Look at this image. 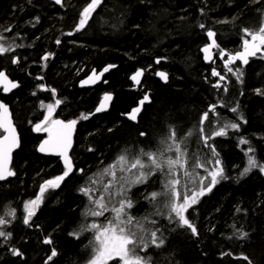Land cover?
<instances>
[{"label":"trees","instance_id":"1","mask_svg":"<svg viewBox=\"0 0 264 264\" xmlns=\"http://www.w3.org/2000/svg\"><path fill=\"white\" fill-rule=\"evenodd\" d=\"M90 2L64 0L57 7L48 0H0V32L9 31L13 46L19 48L14 55L17 65L10 70L20 88L10 109L21 137L14 154V177L0 183V218L6 221L0 231L11 233L0 237V264H81L86 250L76 235L77 226L80 216L85 213L86 219L89 212L82 206V197L89 198L80 191L84 176L104 166L121 148L150 149L170 131L176 137L198 136L201 115L213 105L206 122H217L218 129L229 122L240 126L207 140L215 154L210 147L202 148L210 155L202 172L215 164L213 169H222L224 178H218L186 213L197 234L157 209L146 212L157 202L145 198L152 192L150 186V190L137 188L129 194L135 204L128 213L138 220L150 216L147 228H159L165 241L138 254L150 257L151 264H264V172L254 167L242 175L249 157L264 165V60L250 61L246 67L229 60L249 37L242 29L257 30L261 25L264 0H102L84 31L68 38V33L77 32L79 15ZM209 29L215 32L217 46L213 63L206 67L198 50ZM47 54L52 59H46L41 73L40 60ZM106 67L111 68L106 85L92 91L76 88L82 75ZM221 68L234 71L236 77L224 75L221 87L213 88L220 81L209 72ZM137 69L143 71L141 88L129 92L127 77ZM154 71L167 74L166 85L153 77ZM36 76L62 99L63 117L91 113L102 91L112 92L114 98L106 114L77 129L72 154L82 170L59 189L41 193L25 224V202L35 200L40 184L61 171L54 160L35 154V137L24 126L35 117L36 100L47 96L34 91ZM145 92L150 103L133 125L123 115ZM241 232L247 236L240 238ZM45 239L57 252L51 260Z\"/></svg>","mask_w":264,"mask_h":264},{"label":"snow or ice","instance_id":"2","mask_svg":"<svg viewBox=\"0 0 264 264\" xmlns=\"http://www.w3.org/2000/svg\"><path fill=\"white\" fill-rule=\"evenodd\" d=\"M57 4L61 3V0H55ZM102 0H91L90 3L87 4L86 7L80 13L81 19L77 25V30L83 28L84 25L88 22V18L91 16L92 12L95 10L96 6H98ZM201 27H204L201 25ZM245 35H250L251 40L244 39L243 40V52H237L235 56H230L229 60H242L244 63H247V57L253 56L257 52L261 51V46L264 45V17H262L261 25L257 30H252L248 28L242 29ZM71 35V33H68ZM209 38L214 37L215 33L209 30L207 32ZM60 41L57 40V43ZM215 40L212 41V44L206 45L202 51L205 53L209 52L211 47H214ZM8 48H5L3 45H0V54L8 51ZM221 55H223V51L221 50ZM208 58L207 56L205 57ZM46 59V57H45ZM13 63H17L16 59H13ZM156 63H160V59L156 60ZM111 67V66H110ZM104 71H108V68H105ZM239 71V70H237ZM141 75V70H137V72L131 77L132 80L136 81L137 78ZM157 76L166 79V74L164 72H157ZM213 75H217L215 70H213ZM223 79V77H221ZM8 78L5 72L0 71V83L7 81ZM94 82L92 77H89L88 80L82 81V84H86L89 82ZM11 87H16L14 83H11ZM42 87V86H41ZM5 91H8L9 88L5 86ZM35 94V93H34ZM105 99H110V96L106 95ZM145 102H150V97L145 95L143 99L140 101V104L143 105ZM57 104L60 103L59 100L56 101ZM214 105L209 107V110L204 112L200 118V124L203 125L205 120L208 119L210 113L214 109ZM49 111L52 110V105H48ZM103 106L98 107L96 109L97 112L102 111ZM142 111V107L133 108L132 111L128 114V118L130 120L135 121L137 119V114ZM231 111L236 112L237 109L233 107ZM82 118H87L82 114ZM47 119V117H45ZM242 119V117L240 118ZM43 123V122H41ZM76 121H68L65 123L61 120L53 121L55 125V129H45L49 132V139L43 141L41 144V151L45 150V145L49 147V150L53 151L55 154L61 156L65 160V171L62 175L55 177L54 180L45 181L44 184L40 186V191L43 193L45 191V186H49L51 188H56L59 186V183L65 179V177L69 176L71 171V161L67 157V149L70 147V134L71 129L75 125ZM239 123L229 122L218 130H214L208 136H201V139L205 141V146L210 147L213 154H215V148L207 143V140L211 139L213 136H223L226 135L227 129L238 130ZM40 128V124L35 125L34 130H38ZM0 129H3L7 135L0 136V181L5 180L7 176H12L14 173L8 168V161L10 159L11 151L14 147L17 146L18 141L16 137L15 128L12 127L11 121L8 118V109L7 106L0 103ZM200 131L203 133L205 130L201 128ZM145 133H141V136H144ZM178 140L174 131H170L167 136L161 139L160 147L156 151H144L141 150L139 154L134 157L129 158L128 156L122 154L119 156L118 160L120 163L125 165H130V169H136L137 173L133 176V178L128 181L129 186L131 185H143L146 182H150V179L156 175L157 173H164L165 181H164V192H156L153 191L151 193H147L146 199L150 201L157 200L162 195H167L169 197V202L166 207L169 209L170 213H174L176 217L179 219V223L181 226H187V228L191 229L193 235L197 234V229L190 223L189 219L186 218L185 212L192 206L197 203V199L199 196H203L205 192H210L212 187L218 183V178H224L222 173V169H213L209 171L208 175L211 177L210 183L204 185V187L200 188L198 192H192L190 195H185L182 197L183 203L177 204L176 197L178 193L176 191V185L179 184V181L169 177L174 176V169L176 168H184V152L180 147L179 143H169L172 140ZM241 143H247L245 140H241ZM249 151H253L249 148ZM168 152H174L175 155L173 157H169L166 155ZM217 165L220 164V161L217 159L215 161ZM249 167L244 169V173L246 174L250 168L259 167L261 172H264V165H258L253 157H249ZM196 167H200V164H196ZM201 184H204V181H200ZM122 192L120 193L121 198L117 201L118 207H113L111 211L114 213L113 217L108 221L107 224H96L92 223L90 225H84L83 230H94L95 232V241L96 245L94 247V255L90 261V264H109V261H113L118 258L120 264H151V258L147 256H140L138 252L146 251L150 246H155L157 248L164 245L165 241L162 235H158L160 232L159 228L149 229L145 226V224L132 215H130L127 209H131L134 206V202L128 198L127 189L121 185ZM85 195H89V190L86 188H82L80 190ZM41 199L38 195L35 200L25 202V208L29 209V205H36L37 202ZM109 202H111L109 200ZM99 210H92L90 214L93 217L103 216L106 211H108V205L104 203V198L98 199L94 202ZM34 215L32 210H28V215L24 218V223H29V218ZM155 223V221H152ZM6 224L5 219L0 218V225ZM146 234V235H145ZM11 235V233H6L4 231H0V237L7 238ZM72 235V233H70ZM79 235V233H76ZM247 236V233L241 232L240 238ZM45 244L52 243L51 240L45 239ZM14 255H20V253L16 249H12ZM57 255L55 249L52 250L51 255L48 257L51 260L53 257ZM243 259L248 260V257H243Z\"/></svg>","mask_w":264,"mask_h":264},{"label":"rangeland","instance_id":"3","mask_svg":"<svg viewBox=\"0 0 264 264\" xmlns=\"http://www.w3.org/2000/svg\"><path fill=\"white\" fill-rule=\"evenodd\" d=\"M81 19V16H79V20ZM78 20V21H79ZM79 23V22H78ZM84 30L83 28H81ZM80 30V29H79ZM78 30V31H79ZM80 30V31H82ZM85 118H83L84 120ZM217 122H206L203 125L200 124V121L196 127L197 133H198V142L199 144L202 145L204 144V140L201 139V136H208L213 132V129L217 126ZM201 128H204V132L202 133L200 131ZM164 138V137H163ZM178 140L174 139L172 141H169V143H179L180 147L184 148H194L195 151L187 152V155L184 156V163L185 167L184 168H176L174 169V176L169 177V179H176L179 181V184L176 185V191L178 193V196L176 197V203L180 204L183 203L182 197L185 195H190L192 192H198L200 188L204 187V185L210 183L211 177L208 175L209 171L213 170V167L215 164H212L211 167L209 168L210 170L207 171L206 174L202 172V164L200 162V156H196L200 153L201 148L197 149L196 144L194 142L189 141V136L187 135L180 137L178 136ZM160 140V139H159ZM160 141L157 143V145H153L150 149H141L144 151H156L160 147ZM202 147V146H201ZM136 149V148H135ZM141 150H133L131 148H121L119 150H116L110 158H108L107 163L104 168L99 172L97 171L100 168H96L91 173L87 176H84L82 180V185L83 186H89L86 189L90 190L89 191V198H86L85 196L82 197V201L85 202V205L82 206L84 207V211H88V215L85 218V213H83L80 216V221H79V226H77V232L79 233L78 238L82 240V247L85 248L86 254H85V260L81 264H90V261L94 255V247L96 245V241L94 239L95 237V232L94 230L88 229V230H81L84 225H90L92 223H96L98 225L100 224H107L108 221L113 217L114 213L111 211L113 207H118L117 201L121 198L120 193L122 192L121 185L124 186V188L127 189V196L128 198H131L129 194L132 193V190L135 189H142L145 186L147 187L150 186L152 192H164V181H165V175L164 173H157L154 175L151 179L150 182H146L143 185H131L129 186L128 181H130L133 176L137 173L136 169H130V165H125L119 162L118 158L120 155L124 154L128 156L129 158L136 156L137 154L140 153ZM206 156H210L209 153L204 152ZM167 156L173 157L175 155L174 152H168L166 153ZM196 156V157H194ZM104 163V162H103ZM104 163V164H105ZM200 164V167H196V164ZM103 165V164H102ZM217 169V168H216ZM91 177V178H90ZM203 177V179H201ZM198 179V181H195V179ZM96 179V180H95ZM104 180V181H102ZM203 180L204 184H201L200 181ZM156 182L154 185V189L151 186L153 182ZM99 183L98 188H93L96 187ZM92 184V186H91ZM189 187V188H188ZM149 188V190H150ZM46 192V189L43 193ZM144 192V191H143ZM142 192V193H143ZM141 193V194H142ZM207 192H205L206 194ZM204 194V195H205ZM142 196V195H141ZM101 197L104 198V203L108 205V211L104 213L103 216L100 217H93L90 212L92 210H99L94 203L96 200L101 199ZM202 196H199L197 201L201 198ZM41 200V199H40ZM109 200L111 202H109ZM132 200V199H131ZM157 203L151 206L149 204L147 207L148 208H154L157 209L160 213H162V216L168 217L173 220L174 222H177L179 226V219L178 217L175 216L174 213H170L169 209L166 207V205L169 202V197L167 195H162L160 196L157 200H155ZM82 202V203H83ZM134 202V200H133ZM40 203V202H39ZM135 204V202H134ZM193 206V205H192ZM191 206V207H192ZM190 207V208H191ZM150 208V209H151ZM189 208V209H190ZM34 205H29V209H25V211L28 212V210H33ZM150 209H145V211H150ZM188 209V210H189ZM187 210V211H188ZM185 212V216L186 213ZM150 220V216L147 217V219H141V221L146 225V222ZM109 264H120V261L118 258L114 259L113 261H109Z\"/></svg>","mask_w":264,"mask_h":264},{"label":"flooded vegetation","instance_id":"4","mask_svg":"<svg viewBox=\"0 0 264 264\" xmlns=\"http://www.w3.org/2000/svg\"><path fill=\"white\" fill-rule=\"evenodd\" d=\"M92 15H93V12L91 14V17H92ZM88 22H89V18H88ZM88 22H87V24H88ZM83 29H85V27H83ZM80 30H82V29L80 28ZM80 30L79 31L76 30L77 32L76 33H73L71 35L68 34L67 37L68 38H72L73 35L78 34V33H82L84 31V30H82V31H80ZM13 40L14 39L12 38V35L9 33V31L0 32V45H3L5 48H8L9 49L5 53L0 54V61H1V59L3 60V64L0 66V71L5 72V74H6L7 78H8V83L11 82V83H16L18 85V88L16 90H13L11 92H8L7 94H4L3 93L4 88L1 87L0 88V103H2V104H4V105L7 106L8 111H9L10 116H11V119H12V122H13V124L15 125V127H16V129L18 131V128L16 126V121H15V119L13 117V113H12V111L10 109V106H11V104L14 101V98L13 97H14L15 93L20 88V83L11 76V70H10V68H15V66L17 65V63H13L12 61H13V59H16V57L14 55L16 54V50L19 49V48H15L13 46V42H14ZM261 47H262V49H264V45H262ZM45 57L48 60H51L52 59L51 56L48 55V54ZM45 57H42L41 60H40L39 67L41 69V71H40L41 73L45 70L46 64H47ZM260 59H263L264 60V57L262 56V58H260ZM104 69H102V70L92 69L91 71H89L86 74L82 75L79 79H77L76 88L79 89V82L82 79H84L90 72H93V71L96 72V73L102 72L104 74L103 79H102V82L100 84H98L97 86H100V85L101 86H104V85H106V83H107L106 74L108 73L109 70H111V68H108V71H104ZM155 72L156 71H154V73ZM154 73H153V75H154ZM41 80L42 79H41L40 76H36L35 77V80L34 81L36 82V85H34V91H36L37 93H40V94H46L47 96H46V98L36 100V103H35V111H36L35 117L31 121H27L25 123V125H24L25 128L27 129V131L29 132V134H31L32 136L35 137V142L33 144V146H34V152H35V154L37 156H39L41 158H49V159L54 160V165L57 164L58 167H59V171L61 170L59 176L62 175L63 172L65 171V168L62 166L61 161H60V158H57L55 156H52L51 154H49V155H40L37 152V148H38V146L43 141H46L47 139H49V132L46 131L45 129H49V128L53 129V126H54L53 121H55V120H61V121H64V122L67 123L68 121L75 120L76 123L73 126L74 127L73 148L70 151V153L68 154V159L71 161V171H72V174L75 173V172L76 173H79L82 169L79 168V165H76L75 164L76 161H75V158H74V154H72L73 153V150H74V145H75L76 137H77V129H78V127L80 125H82L83 123L87 122L89 119H91L92 117H94L93 111L95 110V107L97 106L98 102L100 101V99L102 98V96L104 94H111L113 98H114V95L110 91H102V92L98 93V95L96 96V99H95L96 101L93 104V108H92L91 113L85 114L83 112H77L74 116H71V117H63L62 116V113L65 110V108L62 109L63 108L62 99L58 97V95L56 93V90H54V89L52 90V88H49V87L44 86L45 84ZM127 81H128V77H127ZM97 86H95L93 88H90V89H85V90L92 91ZM7 87L8 88H11V84L9 83V85H7ZM129 87H131V86H129ZM128 91L129 92H136L137 89H135V88L130 89L129 88ZM31 96H32V94H31ZM139 99H140V97L137 100H139ZM57 100L60 101L59 104L56 103ZM137 100H136V102H137ZM48 105H52V110L51 111H49ZM106 113L107 112L100 113L98 115H102V114H106ZM82 114H84V116H86L87 118H85L83 120ZM45 117H47V119H45ZM41 122H43V123H41ZM37 124H40V128L38 130H34L35 129V125H37ZM18 134H19V131H18ZM0 136H2V133L1 132H0ZM19 141H20V145H21V137H20V134H19ZM19 148H20V146H19ZM14 154H13V157H12V163H11V167H10V169L13 170V171H14V168H13ZM52 166L53 165H51L50 167H52ZM88 166H90V165H85L83 167L85 169H87ZM90 167H93V165L90 166ZM98 168H100V169H98L97 171L100 172L102 170V168L101 167H98ZM94 169H96V167H94L92 169V171ZM81 186L83 188H87L90 185L89 186H86V185L83 186L81 184ZM59 188H57V189H59ZM53 191H55V190H53ZM46 192H47V190H46ZM27 215H28V213L26 214V216ZM43 245H47L50 248V245L49 244L43 243Z\"/></svg>","mask_w":264,"mask_h":264},{"label":"water","instance_id":"5","mask_svg":"<svg viewBox=\"0 0 264 264\" xmlns=\"http://www.w3.org/2000/svg\"><path fill=\"white\" fill-rule=\"evenodd\" d=\"M49 1H50L52 4L57 5V6L61 5L62 2H63V0H61V3H60V4H57V3L55 2V0H49ZM207 32H208V31H207ZM207 32L205 33L206 44H205V45H202V46L200 47V49H199V53H200V55H201V60H202L203 64L206 65V66L212 64V63H213V60H214V57H215V46H214V47H211V48L209 49V52H208V53H205V52L202 51V49H203L206 45H210V44H212V41L215 40V35H214V37L209 38L208 35H207ZM212 32H213V31H212ZM215 45H216V41H215ZM243 50H244V48L241 49V50H239V51H236L235 53H233V56H235V54H236L237 52H243ZM263 55H264V51L262 50V47H261V51L257 52V53H256L255 55H253V56H248V57H247V63H244L242 60H239V59H236V60H234V61H235L237 64H239L240 66L245 67V66H247V65L249 64L250 60H253V59H255L256 57H262ZM206 56L208 57L207 59L205 58ZM136 72H137V71H136ZM136 72H134L133 74H131V75L129 76V82L133 85V87H138V86H140V84H141V80H142V74H143L142 71H141V75L137 78L136 81H134V80L131 79V77H132ZM157 72H163V71H156V72L154 73V78H155L156 80H159L160 83H161L162 85H166L167 82H168L167 74L164 72V73L166 74V79H164V78H161V77L157 76V75H156ZM102 76H103V73H101V72H99V73H97V74H96V73H90V74H89L86 78H84L82 81L88 80L89 77H92V79H93L94 82H91V81H90L89 83L82 84V83H81L82 81H80V82H79V88H82V89H90V88H93V87L97 86L98 84L101 83ZM14 84L16 85V87H11V88H9L8 91H5V90H4L3 93H4V94H7L8 92H11V91H13V90H16V89L18 88V85H17L16 83H14ZM7 85H9L8 80L5 81V82H3V83H0V88L3 87V88L5 89V86H7ZM106 95L110 96V99H105V96H106ZM144 96H145V95H144ZM144 96H143V97H144ZM143 97H142V99H143ZM142 99H140V100L137 102V105H136L135 107H133V108H136V107H142V110H143V107L146 106V105H148V104L150 103V102H145L143 105H141V104H140V101H141ZM111 100H112V95H110V94H105V95H103V97H102V99L100 100L99 104L97 105L96 109H97L98 107L103 106V109H102V111H100V112H104V111H106V110L109 108V105H110V103H111ZM133 108H132V109H133ZM7 109H8V108H7ZM132 109L129 111V113L132 111ZM100 112H97V111L95 110V111H94V114H98V113H100ZM141 112H142V111H141ZM141 112L137 114V118L139 117V115L141 114ZM129 113H128V114H129ZM128 114L125 115V119H126L127 121H129V122L135 124L136 121H137V119H136L135 121L130 120V119L128 118ZM8 118H9L10 121H11L12 127H14V125H13V123H12V120H11V117H10V113H9V111H8ZM14 128H15V127H14ZM53 129H55V125L53 126ZM0 131L3 133L2 136L7 135V133H5L3 129H0ZM15 132H16V129H15ZM73 136H74V130H73V127H72V129H71V134H70V147L67 149V157H68V154H69V152H70V150H71V148H72V143H73L72 139H73ZM16 137H17L18 144H17V146L14 147V148L12 149V151H11L10 159H9V161H8V165H7L8 168H9V170H10V167H11L13 154H14V153L18 150V148H19V138H18L17 132H16ZM47 140H48V139H47ZM41 144H42V143H41ZM41 144H40V145L38 146V148H37V152H38V154H40V155H49V154H51L52 156H55V157L60 158L61 164H62V166L65 168V160H64V158L61 157V156H59V155H57V154H55L53 151L49 150V147H48L47 145H45V150H44V151H41V150H40V149H41ZM11 171H12V170H11ZM12 172H13V171H12ZM71 173H72V171H70L69 176L71 175ZM69 176L65 177V179L59 183V186H61V184H62L67 178H69ZM13 177H14V175H12V176H7L6 179L0 181V183H4V182H6L7 180L13 179ZM44 183H45V182H44ZM44 183H43V184H44ZM59 186H58V187H59ZM46 187H49V186L46 185ZM56 188H57V187H56Z\"/></svg>","mask_w":264,"mask_h":264},{"label":"bare ground","instance_id":"6","mask_svg":"<svg viewBox=\"0 0 264 264\" xmlns=\"http://www.w3.org/2000/svg\"><path fill=\"white\" fill-rule=\"evenodd\" d=\"M49 1V0H48ZM64 1V0H63ZM50 2V1H49ZM51 3V2H50ZM62 4H63V2H62ZM61 4V5H62ZM54 5V4H53ZM61 5H59V6H57V5H55V6H57V7H61ZM98 6H96V8H97ZM95 8V9H96ZM83 10V9H82ZM94 12V11H93ZM80 16V15H79ZM91 17V16H90ZM90 17H89V21H90ZM86 25H87V23L85 24V26L84 27H86ZM209 30H211V29H209ZM209 30H206L205 32H204V37H205V33L207 32V31H209ZM211 31H213V30H211ZM214 32V31H213ZM215 33V32H214ZM248 40H251V36L249 35V37H248ZM215 41H216V38H215ZM241 42H242V40L241 41H239V44L240 45H242L241 44ZM206 44V37H205V43L203 44V45H205ZM216 46H217V42H216ZM216 46H215V51H216ZM244 47H243V45H242V48L241 49H243ZM200 49V48H199ZM241 49H238V50H236V51H239V50H241ZM263 51H264V49H262ZM236 51H234L233 53H235ZM198 53H199V50H198ZM232 53V54H233ZM221 55V54H220ZM199 56H200V61H201V63L203 64V62H202V60H201V55H200V53H199ZM233 56V55H232ZM223 57H225V53H223ZM263 57H264V55H263ZM260 58H262V57H256L255 59H253V60H250V61H254V60H259ZM233 62H235L234 60H232ZM236 63V62H235ZM204 65V64H203ZM204 66H206V65H204ZM208 66H211V64L210 65H208ZM208 66H206V67H208ZM221 66V65H220ZM240 67H242V66H240ZM246 67V66H245ZM219 68V67H218ZM137 70H141V69H137ZM137 70H135L134 72H136ZM142 71V70H141ZM134 72H132L131 74H133ZM213 73V71L212 70H210V72L209 73ZM215 72L217 73V77L219 78V84H216V82H215V84H213L212 85V87L213 88H220L221 87V85H220V83H222L223 82V79H221V77H223L224 75H227V76H232V77H236V74H235V72L234 71H226V70H224L223 68H221L219 71L217 70V69H215ZM90 73H96V72H90ZM89 73V74H90ZM99 73V72H98ZM102 73V72H101ZM142 73H143V71H142ZM88 74V75H89ZM97 74V73H96ZM131 74H129V76L131 75ZM87 75V76H88ZM86 76V77H87ZM103 76H104V74H103ZM103 76H102V79H103ZM129 76H128V82H129ZM85 77V78H86ZM153 77H154V75H153ZM102 79H101V82H102ZM142 79H143V74H142ZM83 80V79H82ZM81 80V81H82ZM141 83H142V80H141ZM129 84H130V89H133V88H135V89H140L141 88V84H140V86H138V87H133V85L129 82ZM79 89H82V88H79ZM105 95V94H104ZM111 95V94H110ZM144 95H148V93L147 92H145L144 94H142V96L140 97V99H142V97L144 96ZM103 97V96H102ZM102 99V98H101ZM100 99V100H101ZM139 99V100H140ZM112 100H113V97H112ZM112 100H111V103H112ZM139 100H137V102L139 101ZM100 102V101H99ZM99 102H98V104H99ZM137 102L135 103V105L133 106V107H135L136 105H137ZM111 103H110V105H109V108L106 110V111H104V112H100V113H105V112H108L109 111V109H110V106H111ZM97 104V105H98ZM97 107V106H96ZM96 107H95V110H96ZM133 107H131L130 109H129V111L133 108ZM144 108V107H143ZM94 110V111H95ZM94 111H93V115L94 116H97L98 114H100V113H98V114H94ZM129 111H128V113H129ZM128 113H125L124 115H123V118L125 119V115H127ZM11 117V116H10ZM138 119V118H137ZM12 120V119H11ZM126 120V119H125ZM127 121V120H126ZM129 122V121H128ZM137 122V121H136ZM13 123V122H12ZM66 123V122H65ZM129 123H131V122H129ZM133 124V123H132ZM136 124V123H135ZM135 124H133V125H135ZM14 125V124H13ZM14 127H15V125H14ZM15 129H16V127H15ZM73 130H74V127H73ZM214 130H218V127L216 126L214 129H213V131ZM1 132V131H0ZM16 132H17V135H18V138H19V134H18V131H17V129H16ZM2 133V132H1ZM3 134V133H2ZM189 136V141L190 142H194L195 144H196V147H197V149H199V148H201L200 149V151L202 152V148H204V147H206L205 146V141H204V144H202V145H200L199 143L200 142H198V136H195V134L194 133H188V135H187V137ZM74 137V136H73ZM72 141H73V139H72ZM161 141V140H160ZM197 141V142H196ZM210 141V140H209ZM159 142V141H158ZM198 143V144H197ZM19 146H20V141H19ZM202 146V147H201ZM72 148H73V143H72ZM72 148H71V150H72ZM182 148V147H181ZM183 149V152H184V156H186L187 155V152H193V151H195V149L194 148H187V147H184V148H182ZM209 149V148H208ZM18 150H19V148H18ZM17 150V151H18ZM70 150V151H71ZM16 151V152H17ZM15 152V153H16ZM70 153V152H69ZM196 156H200V162H201V164H202V166L204 165V163L206 162V159H209V157L210 156H206V155H204L203 153H200V154H198V155H196ZM196 156H194V157H196ZM58 158V157H57ZM105 165H106V163L104 164V166H102L101 168H104L105 167ZM108 165V164H107ZM11 170V169H10ZM13 171V170H12ZM13 173H14V171H13ZM71 175H72V173H71ZM70 175V176H71ZM59 176V175H58ZM69 176V177H70ZM57 177V176H56ZM55 179V177L52 179V180H54ZM68 179V178H67ZM66 179V180H67ZM65 180V181H66ZM96 180V179H95ZM64 181V182H65ZM102 181H104V180H102ZM45 182V181H44ZM43 182V183H44ZM63 182V183H64ZM43 183H41L40 184V186L43 184ZM62 183V184H63ZM61 184V185H62ZM40 186H39V189H38V195L40 196L41 195V191H40ZM91 186H92V184H91ZM59 187H61V186H59ZM59 187H57V188H59ZM99 187V183H98V185L96 186V187H93L94 189L95 188H98ZM45 188L47 189V188H49V189H51V190H57V188H51V187H46L45 186ZM37 195V196H38ZM40 202V201H39ZM83 202V201H82ZM83 204V206L85 205V202H83L82 203ZM36 205H34V207H35ZM150 209V208H149ZM158 211V210H157ZM163 217H165V216H163ZM165 218H169V217H165ZM146 227H147V225H145ZM50 251L52 252V247L50 246ZM51 252H50V255H51Z\"/></svg>","mask_w":264,"mask_h":264}]
</instances>
